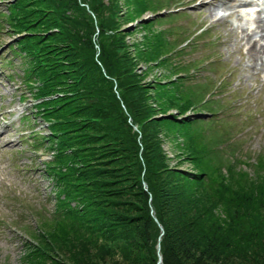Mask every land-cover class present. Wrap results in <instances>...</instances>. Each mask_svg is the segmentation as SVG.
Instances as JSON below:
<instances>
[{"label":"rangeland","instance_id":"1","mask_svg":"<svg viewBox=\"0 0 264 264\" xmlns=\"http://www.w3.org/2000/svg\"><path fill=\"white\" fill-rule=\"evenodd\" d=\"M75 1L76 2L73 3H79L81 8L89 7L88 3H81L82 0ZM101 1H120V3L117 4L119 11L122 13L127 12L129 15L137 13L135 10L134 1ZM182 1H185L186 3L190 0ZM193 1L197 2L194 4L196 7L195 9H186L184 14L179 15L178 20L173 22V24H169H172L174 29H177L179 25L180 27L184 28L182 36L192 35V37H194L195 35H199L202 31L203 33L197 37L196 46L182 49L185 54H173L172 52L175 57L172 58V55L170 56V66H168V60L166 63L163 61L164 55L166 59H168V57L166 53L162 51V49H160L161 54L159 60L155 59L154 57H151L152 62H148V60L143 62L142 60L137 59L138 55L133 52V47L131 45H133V43L138 44L136 48L139 50L142 49L143 45L146 47L149 45L148 43H145L147 36H149L147 28L144 24H141L138 21L134 23H122L121 25L122 28H127V31H125L126 34L124 35L123 33H119L118 37L123 35V39L127 45L126 47L124 46L118 48L115 45L113 48H109L108 45L110 43H106L104 49L100 51L98 43L99 40L94 39L93 43L95 58H98V56L101 55V59H104L112 69L111 70L108 68V70L113 74V78L106 75V71L101 64V61H98V65L100 66L99 73L102 75L105 74L106 78L108 80L110 79L111 85H109L108 82H103L102 80L93 76L87 89H78L77 83L79 80V75L81 74L78 73V70L81 69L78 64L84 62L81 56H86V54L88 55L90 48L86 47L87 51L80 53V51L74 50L76 47H79V44L70 41V38H53L50 40L46 38L39 43V46L43 50L44 57L48 60L51 58L53 59L52 66H50V62H48L49 66H46L48 67V73L53 76L49 82L53 84L52 88L57 89L55 92H59V94L61 93V100H63L62 103H67L69 107H76L77 109H83L84 106L87 107L88 105L94 110H106L105 108L109 109L106 111L104 116H99L98 113H96L93 114V118H81V116L78 114V117H73L72 119L69 117L62 119L61 122L64 123L65 126L60 124L62 127L61 132L64 136L68 137L65 139L70 145L69 148H64V154L70 153L71 148L73 147L79 151L77 156H79L81 160H84L85 158H83V154L85 152H83L82 149H93L91 150V155H98V159L101 161L100 164L93 166L90 164L91 169L86 175L88 179V182H86V187L89 190L88 194H84V196L87 198L83 201V204L87 201V199H89L88 201H96L99 198V192L102 188L100 182H103V179H105L104 182L106 183L111 181V184H105L106 187H108L107 190H109V193L112 191L111 194H108V197H113V193L115 192L117 194L124 193L120 194V200H125L126 204L128 205L129 200H134V195L132 194L134 193V181L137 179L140 181H142V179L145 180L147 178L145 171L148 169L149 171L154 170V168H151L150 165L154 166L156 161H162L163 165L165 166L164 170L167 166L169 168H175V172L178 170H184L199 173L198 169H200V165H204V171H206L207 168H211L210 173H212L213 177L220 174L227 175L225 173L226 171L217 165L215 163L216 161L211 156L210 145H212L214 149L218 150L217 146L222 148L223 146L232 144L226 148V152L232 151L238 153V157L236 158H241V163L236 164L237 166H245L247 163L253 165L249 159L253 155L255 156L261 153L264 157V124L261 121L264 119V116L259 117V113L257 114L259 110H262L263 106L262 103L257 104L254 98H252V96L254 97V94L256 93L255 89L253 88L254 78L248 77L249 72L242 73L244 69L249 68L247 65V60H250V58L245 56L242 52H240L238 55L237 45L230 43L235 42L234 37L230 32L229 23H227L230 21V19L226 18V21H219L222 17L221 14H223V11L217 8V4L213 7H206L204 10L202 7L197 5L202 3L200 1L206 2L208 0ZM178 2L179 1H177V3ZM175 4L176 2H173V5ZM151 9L153 8L151 7L150 10ZM217 9L218 11L216 12ZM149 13L150 12H148L146 16H148ZM209 13H211V15ZM59 21H61L60 16ZM169 24L165 23L164 26H159L156 29L161 31L163 30V27H170ZM131 26H133V28H131ZM77 27H80V25ZM196 28L202 29L195 30ZM58 32L59 33L56 35V37H65L68 35L72 38H77L79 41L78 37L75 35L77 32L72 29V26L66 27L65 29L60 27ZM52 36L55 35L53 34ZM6 39L10 40L7 38L5 33H1L0 42ZM63 45L65 46V52L62 51ZM67 53L69 54L66 59L61 58L63 57L61 55H65ZM215 53H218V55ZM70 55H72L71 58ZM198 60L202 61L199 63L200 69H192L193 76H195L197 79L196 82L203 81L205 77H208L212 80V82H215V90L220 93V95L216 96V99L223 97L222 100L228 108L229 114L224 119H222V121L223 125L230 127L231 130H229V133L225 136L222 144L217 143L219 135L213 132V129L207 124L202 123L195 125V123H193L191 120V124H189L190 128H184L182 126L183 124L179 122L182 119L187 120L186 115H188V111L199 110V107H197V105L194 103H189L186 105L178 104L179 100L177 97L179 96V93L178 90L176 91V88H173L174 85L177 87L179 83L178 79L180 77V74L176 71V69H179L178 67L185 66L186 64L192 65L194 61L196 62ZM56 62L61 66L57 69H53V66ZM11 64L13 68L17 67L20 69L19 58H12ZM209 65H211L213 70L209 68ZM69 67H71V69H69ZM132 68H134L135 72H137L136 74L141 75L139 77L140 84L146 82L144 85H148L156 82V84L160 86L156 88L152 87L150 92H145L146 94L140 91L133 93V88H129L131 89L130 91L126 90L127 87H132L131 85H127L125 87L119 86L123 84V81L118 75H130L128 70L134 72ZM60 70H65L67 72L65 75L70 80V84H68L69 87L64 85L58 86L65 81L63 80L58 82V79L54 77V75L56 76V72L54 71L58 72ZM171 72L173 74H171ZM20 75L21 72L15 73V78L19 80ZM44 76H47V74ZM68 78H66V80ZM73 78V84H75V86L70 88ZM117 79H119L118 82ZM223 81L225 85L222 88H219V83ZM169 85L170 87L168 88ZM110 88H113V91L116 94H120L119 97H117L115 94V99L118 98L117 102H119V110L114 108V103L116 104V102L109 96V92L111 91L108 90ZM123 93H128L127 97H124L126 101H132L133 97H135L134 100L137 103H141L143 101L142 98H145L148 100V102H150L149 96H151V99H153L154 103V105H152L153 108L165 103L164 107L166 110L164 112L156 111V115L153 117L154 121L147 120V118L139 115V112L138 110H135V107L132 105L127 106L125 103H123ZM59 94L52 95L55 97ZM244 95H246L247 98H245ZM170 98L173 99L175 103H169ZM144 104L147 105V103ZM42 111L43 110L40 112ZM123 112L125 113V116L128 117V120L130 118L132 125L135 126L136 130H134L132 127L130 128L126 126V122L122 116ZM167 116L169 117L167 118ZM173 117H175L174 121L171 120ZM70 120L74 121L76 124H70ZM30 121H34V124L40 131H42L43 135L49 134V129L46 127V125L49 124L48 122H42L39 117H34ZM55 121L58 120L55 118ZM95 124L97 127H95ZM64 128H66V130ZM8 132L10 135V130ZM194 137H196L198 141H196ZM89 138L91 141L87 142ZM132 138H135V141L138 144L139 151L136 154H134V147L136 148L137 146L136 143L131 141ZM5 141V139L0 140V147H3L2 145L3 143H6ZM143 141L145 143H143ZM74 144L78 145L74 146ZM203 144H206V147ZM27 145L28 139L18 142L17 146L24 149L25 151L13 158V160L16 161L17 168H9L8 171L11 173L13 178L18 181H22L24 186L23 188L30 191L31 194L35 196V198L32 203H28L27 201L19 199L17 204H15L14 211H10L8 209L5 211V221L0 225V264H20V258L25 254L24 252L27 249V247H22V242L24 241H31V244L28 242V249L35 248L39 250H47V244H49V240L53 239V236L50 234L57 228L63 231L66 230L67 235L69 236L67 227L59 222V220L56 221L58 219L57 215L60 213H57V215H50L48 217L45 216L52 213L53 209V200L49 193V191H51L50 182L45 179L42 172L43 161H48L50 157L42 156L38 158L40 153L43 151H40L39 155H37V153H34V151ZM2 151L4 152L5 149H2ZM106 152H112V157L110 158L112 163H108V161H106L102 155ZM246 152L250 155V157L244 155ZM221 157L223 165H227L233 161L223 155H221ZM81 164L82 163L78 161L75 163L74 167L77 168ZM212 166L218 169L214 170L212 169ZM262 166L263 168H257L254 171L251 168L249 169L250 172L235 170L230 167L228 168L233 171L245 173L242 175H253L255 173L263 172L264 162L262 163ZM88 167L89 164L87 168ZM99 168H101L100 171L105 169L106 172L99 175ZM159 176H161V174ZM154 177L158 176L154 175L149 177V181L154 187H157L159 184ZM181 182H184V180L181 179ZM144 184L145 187H147L145 182ZM36 195L39 197L37 198ZM174 198L175 195L170 200V205L174 204L172 206H174L176 210H179L182 204L186 202V199L183 197V199H181L179 202H176L174 201ZM1 206H3L2 200H0V207ZM70 207L74 208L76 207V204H73ZM44 208L49 209V211H43ZM130 208V212L134 213L132 206ZM121 209L126 210L125 208ZM115 210L117 212L121 211L117 208H115ZM150 210H152V206L150 207ZM38 211H40L43 216L39 217L40 213ZM20 217H24L25 219L24 222L18 225ZM63 223H65V221H63ZM90 236L91 234H88L86 230H82L81 239L86 240L87 238L90 240ZM72 237H75L74 233L72 234ZM20 241H22L21 244ZM117 241L120 242L116 244L115 242ZM117 241L107 242L101 235H94L93 239L88 241L85 247L80 245L77 248H71L70 252L68 249L62 247L60 256H54V258H59V261H61L63 264H75L74 260L72 259V255L74 253H81L83 258H85L84 264H113L114 262L120 261L122 258L123 253L120 251V245H124L126 242L124 239H119ZM106 245L109 247V250ZM110 250L115 253L113 257L108 255ZM198 258L199 256H195L194 258L188 259L187 261L195 262ZM214 261L222 264H240L231 262L228 259L222 257H216Z\"/></svg>","mask_w":264,"mask_h":264},{"label":"trees","instance_id":"2","mask_svg":"<svg viewBox=\"0 0 264 264\" xmlns=\"http://www.w3.org/2000/svg\"><path fill=\"white\" fill-rule=\"evenodd\" d=\"M65 1L66 3L64 0H33V4L27 8L25 7V10L21 8L17 10V14L12 17L13 26L18 29H24L28 25L33 26V24L37 22V25H43V30H46L48 27V17L43 18L40 9L55 7L56 4L58 6V3L68 4L76 14L77 23L80 25L78 28L82 29V31L77 33L78 39L82 44L74 50L83 53L87 51V48H90L88 55L81 56L84 62L78 64L81 68L78 70V73L84 75L83 79L77 83L78 89H87L93 76L103 82H108L109 85H111L110 79L108 80L105 74L102 75L99 73L100 66L98 65V61H101V64L106 71V75L113 78V74L108 70V68L111 69L110 66L104 59H101V55L99 54L100 56L95 58L94 39L99 40L100 51L104 49L106 43L111 44L108 45L109 48H113L115 45L118 48L126 47V42L123 39V35L126 34V32L121 30L122 23H134L141 18L140 16L145 12V9H150L151 7L154 8V6H151V2L149 1L124 0L125 2L134 1L137 13L129 15L127 12L122 13L118 10L119 7L117 4L120 3V1H107V3L101 0H82L81 3H88L89 8L97 18V27H95L90 16L85 12L84 8H81V5L79 6V3L74 4L73 2H76L75 0ZM17 7H19V5ZM65 10H67V8ZM151 10L154 11V9ZM28 19L31 20L28 21ZM44 19L46 21L43 23L42 20ZM96 31H99L97 35ZM119 33H123V35L118 37ZM148 33L149 36H147L145 43H148L150 46L147 45L146 47L143 45L142 49L139 50L136 48L138 44L133 43V45H131L133 47V52L138 55L137 59H140L143 62H145V60L152 62L151 57H154L159 60L161 54L160 49H162L168 57V59H166L163 54V61L166 63L168 60V66H170V56L173 55L172 47L166 42L162 34H155L149 29ZM53 38H70V41L77 43L76 39L71 36H51L48 40ZM43 40H45V38H43ZM64 47L65 46L63 45L62 51L65 52L66 50H64ZM68 54L69 53L61 55L63 56L61 58L66 59ZM71 57L72 55H70V58ZM49 62L50 66H52L53 59H49ZM60 66L61 65L56 62L53 69H57ZM69 69H71V67H69ZM132 69L134 70V68ZM183 70V67L176 69L178 73ZM54 72H56V76L54 75V77L58 79V82L65 80L58 86L64 85L69 87L68 84H70V80L65 75L67 72L65 70ZM128 72L130 75L123 76V74H117L123 81V84L119 86H132L127 87L126 90L130 91L131 89L129 88H133V93L140 91L146 94L145 92H150L152 87L156 88L160 86L157 85L156 82L148 85H144L146 82L140 84L139 77L141 75L136 74L137 72H135V70V73L129 70ZM171 74L173 73L171 72ZM52 78L53 76L50 74V80ZM66 78L68 79L66 80ZM178 80L179 83L177 87L173 84V88H176V91L178 90L179 96L177 99L179 100V105H186L189 102L190 97L195 99L202 95L200 90H194L189 87L186 89L182 82V77H179ZM118 81L119 79H117V82ZM73 82L74 78L71 81L70 88L75 86ZM52 87L53 84L48 80L45 90L54 93L57 89ZM169 87L170 85L168 88ZM108 91H111L109 92V96L114 99L117 104L114 103V108L119 110V102H117L118 98L115 99L116 93L113 91V88H110ZM127 94L123 93V103L127 106L132 105L135 107V110H138L139 115L147 118V120L154 121L153 117H155L156 111L164 112L166 110L164 107L165 103L153 108L152 105H154V103L151 96H149L150 102L145 98H142L143 101L137 103L134 100L135 97H133L132 101H126L124 97L126 98ZM116 95L119 97L120 94L117 93ZM184 96L185 98L182 100V97ZM62 101L63 100L61 99L51 101L55 102L54 105L59 106L57 109H53L50 117H53L54 119L56 118L59 122H57L56 125H52V131L55 137L51 135L49 136V140L56 143L55 150L57 151L58 156L54 163L55 166L59 169H62L63 167V169L66 168V171L64 172L62 170V172H56L57 186L59 187L57 192L58 194L63 195V198L59 199V203L62 206L59 211L62 213L57 215L58 219L56 221L59 220V222L67 227L70 237L67 235L66 230L63 231L57 228L50 234L53 236L54 241L53 239L49 240L47 250H39L35 248L28 249L27 247L25 254L20 258V264H63L59 261V258H54V256H60L62 247L68 249L69 252L71 248H77L80 245L85 247L88 241L93 239L94 235H101L107 242L117 241L119 239L126 240L124 245H120V251L123 253L122 258L120 261L114 262L113 264H157L158 246L160 247L162 255V264H222L214 261L216 257L226 258L231 262L240 264H264L263 170V172L255 173L253 175H242L245 173L233 171L230 168L242 171L248 170L237 168L236 160L231 161L227 165H223L219 153L210 145L211 156L216 161L215 163L226 171L225 173L227 175L220 174L213 177L212 173H210L211 168H207V170L204 171V165H200V169H198L199 173L184 170H178L175 172V168H169L167 166L164 170L165 166L162 161H156L154 166L150 165L154 170L149 171L148 169L145 171V174L147 175L145 180L142 179V181H140L139 179H134V193H132L134 195V200H129L128 205L125 200H120V194L124 193L117 194L115 192L113 193V197H108V194H111L112 191L109 193L106 185L111 184V181L107 182L109 183L107 184L104 182L105 179H103L104 183L100 182L102 185L101 189H104H100V199L98 198L96 201H88L89 199H87L83 204V201L87 198L84 194H88L89 190L86 187V182H88L86 175L91 169L90 164L93 166L100 164L101 161L98 159V155H91V150L93 149H82V151L85 152L83 154V158H85L84 160H81V158L77 156L79 151L73 147L71 148L70 153L64 154V148H69L70 145L65 139L68 137L64 136L61 132L62 127L60 124L65 126V124L61 122L65 117L72 119L73 117H78L77 115L79 114L81 118H93V114L96 113H98L99 116H104L109 109L94 110L89 105L87 107L84 106L83 109H77L76 107H69L67 103H62ZM170 102H174L173 99L170 98L169 103ZM144 103H147V105ZM122 116L126 122V126L131 128L132 122H130V118L128 120V117H126L124 113H122ZM174 118L175 117L171 120L174 121ZM179 122L183 124L182 126L184 128H190V120L182 119ZM69 123L76 124L71 120ZM95 127H97L96 124ZM64 129L66 130V128ZM194 139L198 141L196 137H194ZM90 141L91 139L89 138L87 142ZM131 141L136 143L135 138H132ZM143 143L145 142L143 141ZM75 145L78 144H74V146ZM203 145L206 147V144ZM136 146V148L134 147V154L139 151L137 143ZM102 155L108 163H112V161H110L112 152H106ZM78 161L82 164L75 168L74 165ZM263 162L264 157L260 154L256 158L252 170L254 171L257 168H263ZM88 164L89 169L87 168ZM100 169L101 168L98 169L99 175L106 172L105 169H102V171H100ZM212 169L217 170L218 168L212 166ZM160 174L161 176H159ZM154 175L158 176L154 177L159 184L157 187H154L149 181V177ZM181 179H183L184 182H181ZM142 182L146 183L147 191L144 189ZM147 193L152 195L153 201L151 204L148 202L149 197ZM174 195V201L176 202H179L183 197L186 199V202L182 204L179 210H176V208L172 206L174 204L170 205V200ZM71 203L76 204V207L71 208ZM129 204L130 207L132 206L134 213L130 212L131 208L129 207ZM151 206L157 219L164 228V234L161 236L159 242L160 231L150 215ZM115 208L121 211L117 212ZM121 208H125L126 210H122ZM63 221H65V223H63ZM82 230H86L88 234H91L89 237L90 240L87 238L86 240L81 239ZM73 233L75 234V237H72ZM52 241L53 243L51 244ZM119 242L120 241H117L115 243L118 244ZM106 247L108 246L106 245ZM108 255L113 257L115 253L110 250ZM195 256H199L195 262L187 261ZM72 259L75 264L85 263V258H83L81 253H74Z\"/></svg>","mask_w":264,"mask_h":264},{"label":"bare ground","instance_id":"3","mask_svg":"<svg viewBox=\"0 0 264 264\" xmlns=\"http://www.w3.org/2000/svg\"><path fill=\"white\" fill-rule=\"evenodd\" d=\"M226 1H231V0H226ZM216 4H217V2L215 0H210V1H206V2L204 1V2H202L200 4V7H202L205 10L206 7H213V6H216ZM217 8L219 9V5L218 4H217ZM237 8L242 9V8H240V6H237ZM84 9H85V12H87V14L90 16L93 25L97 26V18L95 16V14L93 13V11L89 7H86ZM218 9L216 10V12L218 11ZM148 12H149V10L145 9V12L142 13V16L139 19V21H142L143 19H145V15H147ZM244 12L245 11H243V13ZM209 14L211 15V13H209ZM245 14H247V13H245ZM259 14H260V11H258V13L256 14L257 16L254 15L255 17L254 16L251 17V18L248 17L250 22L247 24V27H249V29H247V27H245V26H240L239 24L234 23V25L236 27V29L234 30L235 34L233 36L235 42H230V43L231 44H235V45H237L239 47H240L241 41L243 43L245 42L246 44H249V51H248L249 52L248 53L249 56L252 59H256V60H259L260 62H263L264 61V16L261 19H259ZM74 15H76V14L74 13ZM221 16L222 17H221V19L219 21H221V22L226 21L225 18L227 17V14L224 12ZM146 19H148V18H146ZM227 23H229V22H227ZM255 29H257V30L255 31ZM241 31H243V33H241ZM230 32H231V29H230ZM240 33H241V37H243V39L240 38V36H239ZM247 33H249V35H247ZM75 35H76V37H78L77 34H75ZM75 39H76L77 43L79 45H81L82 42L80 40L78 41L77 38H75ZM251 39H253V41H251ZM257 39H259V41H257ZM191 44H193V43H191ZM253 49H255V51H257L256 54H254L255 51H253ZM237 52H238V55H239V53H240L239 48H238ZM29 53H31V52H29ZM215 54L218 55V53H215ZM11 55H14V54H0V81L12 82L14 84V86L22 84L23 85V90H22L23 92H19L14 97L12 91H10L8 93L7 97H8L9 100H12V101L15 100L18 103L27 104V103H29V99H35V98H33L34 97L33 96V92L30 89H28V87L35 82L34 79H32L33 76H34V73H32V72L28 73L30 78H26L22 83L16 82L11 77V75L15 74V73H20V72L22 73V70L18 69L17 67L10 68V67L7 66L6 60ZM253 55H255V57H253ZM29 56H30V54H29ZM40 57L44 58L42 49H41V56ZM247 71H249V70L244 69V71L242 73H245ZM185 77H183V81H184V87L187 89L189 87V85H187V83H189V79L188 78L185 79ZM248 77L249 78L251 77V72H249ZM44 82H46V80H44ZM198 82L204 83V87H205V85H206L205 82H203V81H198ZM37 83L39 85L38 87H40V88L42 87L43 88V86H41V85H43L42 81H37ZM197 87L198 86L195 85V88H197ZM21 93H25V98L24 99H22V94ZM244 96H245V98H247L246 95H244ZM44 97H47L46 94L42 95L41 97H37L36 100H32V102L30 104L35 103V101L39 102ZM56 97H57L56 99H61L62 95L59 94ZM184 98H185V96L182 97V100ZM252 98H254V97L252 96ZM51 99H52L51 97H48V100L50 101V103L44 107L45 113L43 114V116H50L52 114L53 109H57L58 106H59V105H54L55 102H51ZM221 100H222V98L219 99V101H221ZM189 103H196V105H199V106L204 105V103L202 101L195 100L192 97L189 98V102L187 104H189ZM258 113H259V117H260L264 113V111L259 110ZM205 114H206V117H207L209 115L208 111H206ZM168 117L169 116H167V118ZM214 122L217 123L218 121H214ZM49 131L54 136L53 131H51V130H49ZM7 134H8V131H6L3 128L2 131L0 132V137L3 136V135H7ZM5 144L6 145H10L11 142L10 141H6ZM2 149H4V147H0V150H2ZM142 183H143L142 185L144 186V189L147 191V187H145L144 182H142ZM147 195L149 197L148 202L151 204L152 201H153L152 200V195L150 193H147ZM36 197L38 198L39 196L36 195ZM34 198H35V196L32 195L31 193L21 194V193L13 192V197L11 199V203L15 205V204H17V201L19 199L27 201L28 203H32ZM35 209H38V208H35ZM150 215H151L152 219L154 220V222L157 224V226L159 228V231H160V236H159V239H158V242H159L161 236L164 234V228L160 224L159 220L157 219L153 209L150 210ZM157 264H162V255H161L160 247H159V250H158V262H157Z\"/></svg>","mask_w":264,"mask_h":264}]
</instances>
